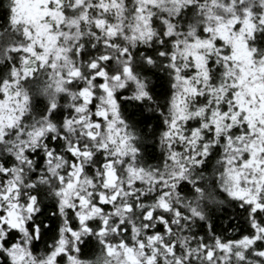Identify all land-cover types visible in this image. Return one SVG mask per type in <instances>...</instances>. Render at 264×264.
I'll return each mask as SVG.
<instances>
[{"label":"snow or ice","instance_id":"obj_1","mask_svg":"<svg viewBox=\"0 0 264 264\" xmlns=\"http://www.w3.org/2000/svg\"><path fill=\"white\" fill-rule=\"evenodd\" d=\"M0 264H264V0H0Z\"/></svg>","mask_w":264,"mask_h":264}]
</instances>
